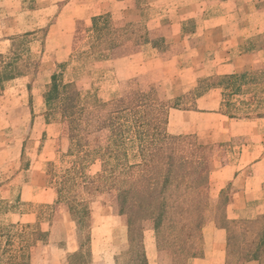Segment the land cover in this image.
I'll return each instance as SVG.
<instances>
[{"label":"rangeland","instance_id":"1","mask_svg":"<svg viewBox=\"0 0 264 264\" xmlns=\"http://www.w3.org/2000/svg\"><path fill=\"white\" fill-rule=\"evenodd\" d=\"M31 8L28 0H0V264H68L77 238L85 243L83 255L90 257L89 264H110L112 256L116 264H133L125 254L129 248L125 226H112L126 217L116 209V191L111 188L116 183L110 176L125 175L128 166L138 164L139 147L147 146L150 136L146 126L136 124L141 112L136 117L116 114L138 94H147L150 109L162 113L174 94L187 87L179 85L173 70L172 82L153 76V71L134 76L145 70L146 59H158L141 55L147 34L143 23L106 17L95 29L75 22L53 29L48 37L46 27L53 24L57 6L27 13ZM251 78L256 86L243 87L239 95L229 97L233 89L227 85L226 112L264 115V71L243 82ZM53 83L56 88L46 102ZM203 89L200 85L192 91ZM192 141L198 144L195 138ZM203 147L207 170L215 160L237 158V151ZM52 197V203H44ZM209 206L208 200L205 220L211 216ZM69 208L80 222L78 231L63 218ZM51 220L54 226L47 241L35 240L47 232ZM158 252L163 254L156 264H184L187 259Z\"/></svg>","mask_w":264,"mask_h":264},{"label":"crops","instance_id":"2","mask_svg":"<svg viewBox=\"0 0 264 264\" xmlns=\"http://www.w3.org/2000/svg\"><path fill=\"white\" fill-rule=\"evenodd\" d=\"M28 1L33 6L27 11L29 14L38 13V7L57 6L53 24L46 27L48 37L49 32L62 29L64 25L84 22L91 27L93 21L106 17L111 21L143 23L149 40L143 44L141 55L148 53L158 59H146L142 64L145 70L142 68L134 76H145L153 71L150 73L153 76L163 75L166 81L172 82L170 73L175 71V80L187 88L174 94L172 99L187 98L205 79L249 76L264 71V0ZM119 61L113 60V63L117 65ZM189 97L185 108L168 109L165 132L170 136L193 137L201 146L227 148L229 154L237 151V158L215 160L208 170V183L203 193L210 202L211 216L201 230L202 254L182 262L227 264V230L215 224L214 213L217 204L225 200L223 213L228 222L252 223L264 218V115H241V119L225 115L224 85L199 90ZM53 197L52 201L44 203H52ZM63 218L75 229L68 212ZM52 221L45 230L47 237L54 226ZM116 223L112 226H125L127 237L126 221L117 219ZM149 233L155 236L152 230L143 232L145 257L147 264H156L157 256L163 253L157 251L155 238L146 236ZM69 243L72 244V240L69 239ZM46 250L49 248L45 245ZM77 250L76 241L73 251ZM51 251L56 253L64 249ZM110 264H114L113 256ZM233 264L260 263L249 260Z\"/></svg>","mask_w":264,"mask_h":264},{"label":"trees","instance_id":"3","mask_svg":"<svg viewBox=\"0 0 264 264\" xmlns=\"http://www.w3.org/2000/svg\"><path fill=\"white\" fill-rule=\"evenodd\" d=\"M99 21H93V29ZM147 41L145 34L142 43ZM245 77H215L202 80L199 85H204V89L222 85L225 89L228 85L233 89L229 95L232 97L242 94L243 87L250 89L256 84L253 78L249 82H243ZM55 88V83L51 84L49 92L45 94L46 102ZM190 95L196 94L191 92L187 98L173 99L166 111L156 114L150 109L151 103H146L148 95L138 94L136 98L129 99L116 114L120 116L121 113H131L136 117L141 112L142 116L137 117L136 124L139 127L146 126V133L150 136L147 146L139 147L141 161L128 166L125 175L110 176L116 183L111 185L116 191V209L119 215L126 217L129 248L125 254L133 264H147L143 232L148 227L154 231L158 251L166 250L174 257L182 258H194L202 254L201 230L208 205V197L203 193L208 183V170L205 167V158H202L204 147L195 144L190 136H170L165 132L168 109L185 108L179 102L190 99ZM151 101L154 102L155 99L151 97ZM225 104L228 105L229 102ZM225 115L235 119L242 117L231 112H226ZM224 201L217 204L214 221L217 226L227 230V262L256 260L264 264V218L260 222L252 223L228 222L223 213ZM85 210V216H88L90 213L88 209ZM67 212L74 219L70 208ZM78 224L80 222L75 221L77 231L80 229ZM46 237L47 233H40L35 240L45 242ZM77 243L78 250L67 256L68 264H89L90 257L86 258V252L83 255L85 243L79 238ZM116 262L115 260L114 264Z\"/></svg>","mask_w":264,"mask_h":264}]
</instances>
